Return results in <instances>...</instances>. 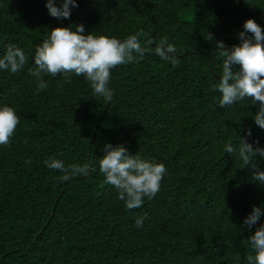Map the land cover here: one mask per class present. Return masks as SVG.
I'll list each match as a JSON object with an SVG mask.
<instances>
[{
	"label": "trees",
	"instance_id": "1",
	"mask_svg": "<svg viewBox=\"0 0 264 264\" xmlns=\"http://www.w3.org/2000/svg\"><path fill=\"white\" fill-rule=\"evenodd\" d=\"M46 2L0 0V58L10 44L28 57L15 74L0 70V107L19 117L0 145V264H248L247 241L264 215L251 229L243 221L264 206V185L238 148L249 128L248 142L264 148L252 119L259 102L220 108L212 89L222 73L216 42L239 44L249 18L264 29V0H77L62 20ZM77 25L85 35L152 41L142 60L111 70L110 102L75 73L44 75L42 91L30 75L49 31ZM161 40L176 47L178 63L155 54ZM106 144L165 166L159 191L140 208L128 210L104 183ZM52 159L89 173L62 181L45 163ZM252 163L264 170L261 157Z\"/></svg>",
	"mask_w": 264,
	"mask_h": 264
},
{
	"label": "clouds",
	"instance_id": "2",
	"mask_svg": "<svg viewBox=\"0 0 264 264\" xmlns=\"http://www.w3.org/2000/svg\"><path fill=\"white\" fill-rule=\"evenodd\" d=\"M78 7L77 0H47L46 8L51 17L62 20L70 19L73 8ZM83 25H77L76 31L70 27H55L48 37L35 50L34 68L30 75L37 78V88L42 91L47 87L44 75L56 77L63 73H75L90 82L91 89L98 97L111 101L112 91L108 87L111 70L119 65L139 62L151 51V40L141 45L139 34L128 36L121 41L115 37L84 34ZM210 35L208 39H212ZM239 44L228 47L223 41L216 42L218 55L223 58L222 73L219 82L213 86L214 92L220 93L218 106L224 108L248 99L252 105L259 102L258 111L252 115L254 123L264 130V29L254 19H247L243 31L238 32ZM177 49L173 44L161 40L155 48V54L165 62L178 63L174 55ZM28 63L25 52L15 45L7 47L5 55L0 58V70L11 74L19 72ZM19 117L10 106L0 107V145H8L13 136ZM252 136L251 128L241 136L238 159L244 167L251 166L252 180L264 185V170H260L252 161L256 156L264 159V148L258 141L248 142ZM254 144L256 146H254ZM225 151L231 155L237 149L225 145ZM104 155L99 161V171L104 175V183L111 185L118 193L128 210L140 208L144 198L152 199L159 191L160 182L166 174L163 164L153 163L129 153L123 145L104 146ZM30 163V160L25 161ZM47 167L63 173L59 177L68 181L73 177L88 175V165L65 163L58 159L45 162ZM264 215V206H253L251 213L245 217L243 224L251 229ZM143 217L136 220V226L142 227ZM253 255L247 257L248 264H264V225H261L247 241Z\"/></svg>",
	"mask_w": 264,
	"mask_h": 264
}]
</instances>
